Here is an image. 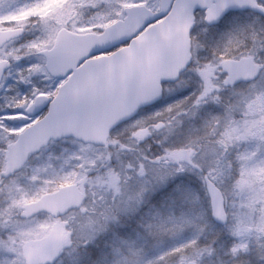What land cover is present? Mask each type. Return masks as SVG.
Instances as JSON below:
<instances>
[{
  "label": "rangeland",
  "instance_id": "374dc122",
  "mask_svg": "<svg viewBox=\"0 0 264 264\" xmlns=\"http://www.w3.org/2000/svg\"><path fill=\"white\" fill-rule=\"evenodd\" d=\"M131 5L158 10V0H0V29L24 28L0 49V59L11 60L0 83V171L5 145L38 117L25 108L62 82L45 72L37 52L59 28L99 32ZM190 39L187 70L104 147L51 142L19 172L0 177V264H24L20 248L31 240L59 244L55 264H70L79 248L87 255L73 264H226L264 242V18L230 13L207 26L198 11ZM242 56L261 73L227 86L220 61ZM204 176L224 197L223 226L210 217ZM69 183L83 192L78 209L20 218L24 203Z\"/></svg>",
  "mask_w": 264,
  "mask_h": 264
},
{
  "label": "water",
  "instance_id": "95a60500",
  "mask_svg": "<svg viewBox=\"0 0 264 264\" xmlns=\"http://www.w3.org/2000/svg\"><path fill=\"white\" fill-rule=\"evenodd\" d=\"M203 10V21L211 26L230 11L251 10L264 16L255 0H159L158 11L144 5L123 8V18L102 31L74 33L57 31L50 49L39 51L44 67L52 77L67 79L54 97L37 95L25 112L33 116L47 106L46 113L20 132L6 146L2 177L19 170L28 155L47 145L49 140L72 137L82 143L105 145L111 130L130 119L143 107L157 102L162 85L178 79L191 61L190 31L194 12ZM23 34L20 27L0 29V48ZM127 41L109 54L104 52ZM9 67L0 60V81ZM228 85L248 83L259 74L248 57L225 58L221 62ZM213 222L227 221L221 191L204 177ZM76 184H66L43 193L22 206L21 218L39 213L58 216L82 203ZM38 241L21 247L25 264H53L59 247L38 249Z\"/></svg>",
  "mask_w": 264,
  "mask_h": 264
},
{
  "label": "trees",
  "instance_id": "16d2710c",
  "mask_svg": "<svg viewBox=\"0 0 264 264\" xmlns=\"http://www.w3.org/2000/svg\"><path fill=\"white\" fill-rule=\"evenodd\" d=\"M78 248V247H77ZM82 251L81 253L78 254V252ZM87 255V251H83L81 248L79 249H75V252L73 253V255H71L68 259H72V262L69 261L70 264H73L76 262V260L80 257H83V259H85V256ZM194 255H198L197 252H194ZM246 254H244L243 252L238 253L236 256H233L234 258H232L229 262H227L226 264H244L243 261L246 259V257H249L250 262L246 263V264H256L257 259L259 258H263L264 260V242L261 245H258V247L255 249V251L249 255V256H245ZM75 261H74V260ZM194 261H196V256L194 258ZM201 259L198 261V264H201ZM189 261H186L185 264H190L188 263Z\"/></svg>",
  "mask_w": 264,
  "mask_h": 264
},
{
  "label": "flooded vegetation",
  "instance_id": "af4514ba",
  "mask_svg": "<svg viewBox=\"0 0 264 264\" xmlns=\"http://www.w3.org/2000/svg\"><path fill=\"white\" fill-rule=\"evenodd\" d=\"M257 2L259 3V4H261V5H263L264 6V2L263 1H261V0H257ZM17 59V58H16ZM15 59V60H16ZM10 60V59H9ZM22 60H24V58L22 57V59L20 60V62L22 61ZM4 151V150H3ZM3 158V157H2ZM62 217V216H61ZM57 218H60V217H57Z\"/></svg>",
  "mask_w": 264,
  "mask_h": 264
}]
</instances>
